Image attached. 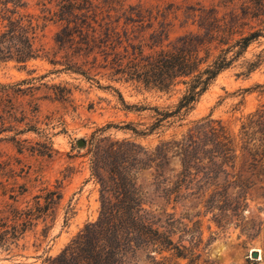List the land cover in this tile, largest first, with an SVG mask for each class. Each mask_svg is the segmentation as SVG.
Wrapping results in <instances>:
<instances>
[{"label": "rangeland", "instance_id": "rangeland-1", "mask_svg": "<svg viewBox=\"0 0 264 264\" xmlns=\"http://www.w3.org/2000/svg\"><path fill=\"white\" fill-rule=\"evenodd\" d=\"M120 2L126 10L141 6L165 15V20H159L169 24L170 41L200 32L198 21L189 16L194 14L190 8H215L231 28L226 45L215 42L211 46L210 62L227 56L231 65L210 84L194 110L182 119L165 120L149 132L159 118L158 111H175L186 87L159 92L119 71L111 62L113 57L106 61L96 51L59 45L55 36L60 25L54 21L47 23L45 31L47 58L27 66L0 62V212L11 206L35 208L38 201L42 206L50 203L17 248L0 250V264H45L86 224L97 221L100 184L93 176L95 151L123 141L154 150L162 143L180 140L196 122L209 117L220 121L238 143L245 118L264 107L260 87L264 86V0ZM33 5L31 12L40 15L41 7ZM158 27L154 23L152 29L144 28V38L148 40ZM249 37V46L241 50L237 42ZM157 50L145 46L144 54ZM80 140L86 145L79 147ZM241 154L237 167L243 171L247 159ZM168 158L161 177H153V170L130 173L142 197L149 199L155 182L173 179L179 172L180 158L173 151ZM250 210L263 223L260 236L248 240L240 229L223 230L206 221L203 233L208 246L198 251L200 264H264V180L256 181L250 191ZM253 250L260 251V259L252 258ZM136 264L146 263L142 259Z\"/></svg>", "mask_w": 264, "mask_h": 264}, {"label": "trees", "instance_id": "trees-1", "mask_svg": "<svg viewBox=\"0 0 264 264\" xmlns=\"http://www.w3.org/2000/svg\"><path fill=\"white\" fill-rule=\"evenodd\" d=\"M34 3L41 7L40 15L31 12ZM190 9L194 14L189 16L198 21L200 32L170 41L169 24L159 20H165V15L141 6L126 10L120 0H0V62L27 66L47 58L45 31L47 23L54 21L60 25L57 44L96 51L106 61L113 57L111 62L119 71L159 92L186 87L175 111H158L157 122L149 128L153 132L163 121L182 119L194 110L232 62L227 56L210 62L211 46L228 43L231 25L218 17L215 8ZM154 23L159 27L146 40L143 29H152ZM251 39L244 38L237 45L246 50ZM145 46L159 50L145 55ZM209 118L196 122L180 140L154 150L123 141L111 143L101 155L95 151L99 217L45 264H136L142 259L146 264L185 260L200 264L198 251L208 246L203 233L206 221L223 230L240 229L248 240L259 237L263 223L251 213L250 191L256 181L264 180V107L245 118L238 143L220 121ZM170 151L180 158L179 172L173 179L155 182L149 199L142 197L130 173L153 170V177H161ZM240 153L247 159L243 171L237 167ZM49 206L38 201L35 208L11 206L0 212V250L17 248Z\"/></svg>", "mask_w": 264, "mask_h": 264}, {"label": "water", "instance_id": "water-1", "mask_svg": "<svg viewBox=\"0 0 264 264\" xmlns=\"http://www.w3.org/2000/svg\"><path fill=\"white\" fill-rule=\"evenodd\" d=\"M86 145V142L84 141V140H80L79 142H78V146L79 147H83V146H85ZM251 255H252V258H254V259H260L261 258V255H260V251H258V250H253L252 252H251Z\"/></svg>", "mask_w": 264, "mask_h": 264}]
</instances>
